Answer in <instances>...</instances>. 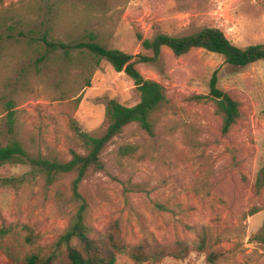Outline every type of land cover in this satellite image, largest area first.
Segmentation results:
<instances>
[{
    "label": "rangeland",
    "instance_id": "374dc122",
    "mask_svg": "<svg viewBox=\"0 0 264 264\" xmlns=\"http://www.w3.org/2000/svg\"><path fill=\"white\" fill-rule=\"evenodd\" d=\"M217 28L235 46L264 45V0H0V145L18 141L29 159L66 162L83 154V135L107 127L111 101L138 103L133 81L84 50H50L42 42L74 45L95 36L101 45L149 55L137 35L183 36ZM165 89L153 135L131 124L101 154L103 172L80 185L86 223L102 230L118 221L126 243L143 238L172 244L208 239L217 264H264V248L250 240L264 231V63L232 67L201 49L137 64ZM217 87L241 105L242 118L225 136L209 95ZM11 105V109H8ZM13 112V126L7 113ZM135 147L129 156L119 148ZM73 175L48 182L30 163L0 165V227H24L46 247L66 229L75 207ZM18 242L19 239H18ZM24 248V247H23ZM30 248H24L23 252ZM22 256V252L20 253ZM206 252L157 264H207ZM0 264H13L0 251ZM116 264H134L118 255Z\"/></svg>",
    "mask_w": 264,
    "mask_h": 264
},
{
    "label": "trees",
    "instance_id": "16d2710c",
    "mask_svg": "<svg viewBox=\"0 0 264 264\" xmlns=\"http://www.w3.org/2000/svg\"><path fill=\"white\" fill-rule=\"evenodd\" d=\"M141 48L149 55L135 56L117 49L107 48L89 34L88 40L66 45L55 43L42 37L43 44L50 50H62L66 57L73 49L84 50L96 60L106 61L115 72H123L129 77L138 93V103L125 107L114 101L107 108V127L98 136L83 135V154L74 151L66 162L47 159H29L21 144L9 140L0 145V165L19 166L30 163L43 172L48 182L58 176L73 175L70 191L71 202L75 212L71 216L66 229L46 247L36 245L37 235L24 227L25 235L12 225L0 227V251L13 264H116L117 256L124 255L134 264H157L165 258L183 260L192 251L206 252V263L217 264L219 255L207 253L208 239L198 235L196 241L188 243L176 240L172 244L160 243L154 239L143 238L135 244L126 243L121 235L118 221H112L102 230H96L85 221L87 202L80 192L81 183L89 173L103 172L104 164L101 154L108 144L124 128L134 124L148 135H153L156 120L154 115L166 103L164 87L153 80H146L136 69L137 64H152L158 61L161 49H168L175 58L186 55L191 50L201 49L223 57L224 62L232 67H246L258 61L264 63V45H251L239 48L233 45L217 28H202L183 36L156 34L151 39H142L137 35ZM209 95L214 103L215 113L221 119V135H227L242 118L241 105L228 93L217 87L216 74L209 82ZM11 109V105H8ZM7 123L13 126V112L7 113ZM135 147L126 145L119 148L120 156L134 154ZM264 187L263 176L256 180L253 190L258 195ZM18 239L20 242H18ZM250 240L264 248V231L251 236ZM30 248L23 252L24 248ZM22 252V256L20 253Z\"/></svg>",
    "mask_w": 264,
    "mask_h": 264
}]
</instances>
